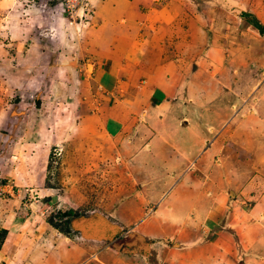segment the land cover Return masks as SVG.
Listing matches in <instances>:
<instances>
[{"label":"rangeland","instance_id":"rangeland-1","mask_svg":"<svg viewBox=\"0 0 264 264\" xmlns=\"http://www.w3.org/2000/svg\"><path fill=\"white\" fill-rule=\"evenodd\" d=\"M101 1L0 0V264H183L180 255L169 252L178 251L179 245L183 250L197 245L201 251L213 245L211 264H264V155L259 157L264 154V60L255 56L264 53V0H236L231 6L229 0H211L219 22L214 27L219 29L222 22L233 26L223 32L229 42L220 60L227 63L221 60L212 67L202 60L199 80L185 72L181 83L199 86L195 96L183 97L178 109L187 113L179 110L182 116L169 103V110L159 117L152 113L147 120L154 123H146L141 121L145 117L140 115L141 102L123 134L126 143L137 137L141 142L132 150L119 145L120 157L112 152L117 146L101 136L96 125L77 126L76 111L92 114L107 102L95 86L84 83L97 60L93 54L97 28L107 18L118 27L131 20L126 15L129 8L134 19L137 9L141 13L143 9L127 4L118 11L120 16L109 19L111 10L99 9ZM157 1L142 0L141 6L156 7ZM194 1L199 4L193 8L209 6L205 0ZM241 19L249 26L244 35L247 53L239 47ZM220 31L217 35H223ZM226 64L230 74L223 72ZM81 82L84 92L78 88ZM183 89L186 93V86ZM214 98L224 112L215 116L216 127L201 128L200 135L195 120L200 111L203 120H211L203 110ZM180 118L192 123L190 132L177 130ZM228 129L236 137L231 143L246 155L237 164L232 158L236 148L224 147ZM166 141L170 144L159 149L163 153L159 156L158 148ZM196 154L201 158L192 168ZM192 173L193 177L188 175ZM141 199H149L152 206L145 207ZM190 199L208 204V209L200 210L206 217L215 204L229 211L228 216L217 226L208 220L209 235L202 220L198 228L187 224L177 239L159 240L165 220L173 223L164 230L170 234L185 211L188 218L196 216V207H182L186 201L192 205ZM220 208H215V218ZM69 209L77 213L70 219L71 241L49 225L52 220L58 224L60 213ZM151 214L155 221L144 222ZM232 215H242L243 220ZM230 216L231 246L218 235ZM81 219L85 228L100 227L90 234L94 239L81 238L73 228V221ZM9 233L13 235L2 246ZM186 261L205 264L196 257Z\"/></svg>","mask_w":264,"mask_h":264},{"label":"crops","instance_id":"crops-1","mask_svg":"<svg viewBox=\"0 0 264 264\" xmlns=\"http://www.w3.org/2000/svg\"><path fill=\"white\" fill-rule=\"evenodd\" d=\"M158 1L159 3H155V5H157L156 7L152 6V4L150 7H145L143 5L141 6L142 0H103L99 5V9L103 7L106 11L111 10V14L106 15L107 17H109L110 15L113 17L120 16V14H118V11L121 7L126 6L127 4H129V6H137V8L142 7L143 9V13H141L137 9V12H135L136 17L134 19V10L132 8L131 11L129 8L126 12V15H128L131 20H126L125 24L122 25L118 24V27H115V24L110 25V23L113 22L114 19L110 21L107 18L106 21L103 22L101 27L97 28L96 35L93 39V54L97 60L91 70V73L87 75L88 78H86V81L84 83H89L90 85L95 86V88L101 93V95H103V98L107 100V102H104L102 107H96L95 111H93L92 114L82 115L80 109H77L76 111V114H79L78 118L76 119L77 121H75L77 126L85 124L84 128H87V126L89 125L88 122H91L92 125H96V128H98L100 135H103V137L107 141L112 140L113 145L117 146V149L115 147V149H112V152H114L115 150V155H118V157H120L119 150H121L118 149L119 145L127 146L125 148L132 150V148H134L141 142L137 137L130 140V143L129 140L126 143V139L124 138L125 135H123L128 130L127 128H129L133 124L132 122L134 120V116L140 108L141 102H143V109L140 115H145L144 119L141 121H144L146 123L148 121L154 123V119L147 120V117H149V115H151L152 113L155 117H159L164 114V112L169 110V107H167L169 103H171V109L176 111L178 115L182 116L184 111L185 113H187L186 110L178 109L180 108L179 106L182 105L183 97L187 95L195 96L194 94H196V89L199 86L189 84V82L187 84H182L181 82L185 72L191 71L190 73L193 74V77H196V79L199 80L200 75H202L199 74L200 63H203V61H206V63H208L209 65L212 64V67H215L214 64L221 63L222 61H225L224 64L227 63L226 59H221L222 61L220 60V56L223 55V52L225 53L226 47L228 46L229 42L228 37H226L227 35H225L223 32H228V29L233 28V26L228 22H222V24H220L219 26V29H216V27H214L215 25H218L219 22L217 23L216 8L211 5V0H205L204 5L209 6L202 7L201 9L192 7L199 4H195L194 0ZM230 1V6L232 4V1L233 4H235L234 2H236V0H229V2ZM1 4L2 2L0 3V6ZM218 12L219 14H222L223 10ZM235 12L236 18H238V13L237 11ZM111 16L109 19L112 18ZM143 19L145 22L141 23ZM245 19H241L239 22V26L242 25V27L244 28L241 31V43H239V47L242 51H246L247 53L248 49L246 48V44L248 40H246V38L244 39V35H247V31L245 30H247L249 26L246 22H244ZM263 20L259 21V23L261 24ZM191 26H194L196 30L193 28L192 30H190ZM205 28L207 30H205ZM218 30H222L220 32L223 33V35H217V33H219ZM201 31H203L204 33L202 32L203 34L199 35L198 33H200ZM198 36H201V38H199ZM219 39H222L223 43L217 44V40ZM200 43L203 44L200 45ZM263 54L256 53L255 56L258 58V61L262 60L261 57L264 60ZM200 56H202L203 58L200 59ZM197 61H199L198 65ZM242 63L243 62L241 60L239 64ZM226 66L227 64L223 68V72H226ZM5 72L7 71L5 70ZM0 73H3V71L0 70ZM226 73L230 74L231 70ZM84 83H80L78 87L79 90H83L82 86H85L83 85ZM184 86H186V93L184 92L185 89H183ZM219 94H221V92ZM189 100H191V98H189L188 101ZM217 100L214 98L209 101L208 105L204 106L205 109L203 110V112L206 115L208 112V116L211 118V120H203L204 114L201 111L198 113V119L195 120V129L199 130L200 135L201 128L203 130L210 128V126L214 128L219 123H215V116L219 115L220 112L223 114L224 109L217 105ZM192 101L195 102L196 100L193 99ZM83 110L84 109H82V111ZM179 110L183 111H181L182 114H180L181 112ZM156 113L158 115H156ZM73 115H71V122L73 120ZM88 117L89 120H87ZM209 122H212V125L209 124ZM223 122L226 123L227 121H221V123ZM239 124H241L242 126L243 121H240ZM226 126L221 129L222 133L227 132V129H225ZM235 126H237V124ZM190 127L192 128V123L190 124V122L186 118H180L178 125L176 126L178 131L182 130L183 132L185 130L190 132ZM230 130L231 129H228V133H230L228 135L229 139L227 140L224 147L228 148L231 146L236 148L235 150H232L235 154L232 158L236 159L233 163L237 164L246 155L244 153V150L238 149V147H235V143H231L233 142V139H235L236 141V137H232V131ZM130 133L131 136L135 135L134 132L130 131ZM121 138L123 141L121 140ZM118 140H120V143L115 142ZM245 140L246 139H244L242 142L244 143ZM161 144L162 145H160L158 148L159 156H161V154L163 155V153H161L162 151H160L159 149L165 150L166 148H168L167 144L170 143L166 141ZM239 144L242 145V143ZM242 148H245L244 145ZM258 148H260V145ZM152 149L153 146L151 145V150ZM137 150L140 149L138 148ZM137 150L133 152V154L131 155V159L132 157L133 159L134 157L136 158L135 155L137 154ZM207 150L211 149L209 148ZM207 150L205 152H207ZM125 152L123 153L126 154ZM263 155L264 154H261L259 155V157ZM215 157L213 159H215ZM114 158L117 159V157ZM177 158L178 157L175 155V159ZM199 158H201V156L198 157L197 154L193 157V160L190 163L192 168L197 167V165L199 164ZM223 169L227 170L228 168L225 166ZM188 175L192 177L194 176L193 173ZM193 181L194 179H192V183ZM187 188L193 189L194 186L192 184H187ZM190 192L194 194V197H198L195 195V191ZM190 201H192V205L188 204L186 201V205L184 202H182V204L184 203L182 207H196V216L188 218L187 212L185 211V215L182 214L183 217L181 218V221L178 222L180 224L176 227V231L171 232L170 234H166L165 231L166 228L172 226L171 224L173 223L171 221L165 220V222H163V229H161L159 232L161 235L159 236L158 234L159 240L161 239L163 241H166V239H168L169 237L177 239L178 237H181L185 234V231L183 232V230L186 229L185 227L187 226V224L192 225V227L198 228L199 222L202 223V220L205 223L203 225V231L207 235H209L211 234V231L207 226L208 220L214 223L213 226H217L220 225L222 221L228 216L229 211L226 212L225 209L223 210L220 208V205L215 204L210 206V208L212 209L209 212V217L205 216V212L203 213L204 217H201L203 214H201L200 210L208 209V204H206L205 202L201 203L199 200L197 201V199H190ZM141 202H144L145 207L152 206L149 199H145L143 201L141 199ZM173 202L174 201L169 204L171 207L174 206ZM180 205L181 204H177L175 206ZM217 206L221 209V211H219L220 213L215 218V208ZM229 214L233 213L230 212ZM232 216L234 220H237V218L239 221L243 220L242 215H239L237 217H235L234 215ZM232 216L228 217L227 225L221 226L218 233L220 238H222L223 241H226L230 246L232 245L233 235L230 234L228 229L232 223ZM153 217L155 216H152V214L149 215L147 218H145L144 222H147L148 220L155 221L156 217ZM171 229L173 228L171 227ZM225 231L229 234L228 238H226L228 234L224 233ZM188 233H190V231H188ZM10 235L12 236L13 233H9L5 236L2 246L7 242V239ZM64 239L71 241L67 237H65ZM203 247V251L199 250V246L197 245L194 248L186 247L183 250L179 245L177 247L178 251H175V249H170L169 252L176 254V256L180 255L181 260L185 262L183 264H189L186 261L187 257H190L192 259L193 257H196V259L200 262L211 264L209 263V257H215L212 255L213 253H215L214 250L216 249L213 245H205ZM228 250H230V248H228Z\"/></svg>","mask_w":264,"mask_h":264},{"label":"trees","instance_id":"trees-1","mask_svg":"<svg viewBox=\"0 0 264 264\" xmlns=\"http://www.w3.org/2000/svg\"><path fill=\"white\" fill-rule=\"evenodd\" d=\"M256 28L260 30L258 24H255ZM77 213H75V211L69 209L64 213H60L59 218H60V222L54 223L53 220L51 222H49V225L55 229L58 230L59 232H61L64 236L66 237H71L72 231H71V227H70V219L73 217H77L76 215ZM62 219H65L64 221ZM61 228V229H60ZM74 233V232H73Z\"/></svg>","mask_w":264,"mask_h":264},{"label":"water","instance_id":"water-1","mask_svg":"<svg viewBox=\"0 0 264 264\" xmlns=\"http://www.w3.org/2000/svg\"><path fill=\"white\" fill-rule=\"evenodd\" d=\"M72 225H73V228H74V229H76V230L79 231V234H80V237H81V238H91V239H94V237H92V235H90L91 233H88V235L84 233V232L87 230V227H88V226H87L86 228L83 226V221H82V219H81L79 222H77L76 220L73 221ZM79 226H80V229H79ZM92 226H93V225H92ZM92 226H90V227H92ZM93 232H96V231H92V233H93ZM115 234H116V233H115ZM87 236H90V237H87ZM135 239H136V238H135Z\"/></svg>","mask_w":264,"mask_h":264},{"label":"flooded vegetation","instance_id":"flooded-vegetation-1","mask_svg":"<svg viewBox=\"0 0 264 264\" xmlns=\"http://www.w3.org/2000/svg\"><path fill=\"white\" fill-rule=\"evenodd\" d=\"M93 230H95V231H100V227H97V229L96 228H94V227H92V228H90V226H88L87 227V230L85 231L86 233H92V231ZM103 230H105V227H104V229H102L101 231H103ZM115 234V233H114ZM114 234H111V235H114ZM110 240H111V238H110ZM110 240H109V242H110Z\"/></svg>","mask_w":264,"mask_h":264}]
</instances>
